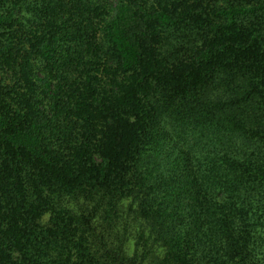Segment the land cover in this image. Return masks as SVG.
<instances>
[{
	"label": "trees",
	"instance_id": "1",
	"mask_svg": "<svg viewBox=\"0 0 264 264\" xmlns=\"http://www.w3.org/2000/svg\"><path fill=\"white\" fill-rule=\"evenodd\" d=\"M0 264H264V0H0Z\"/></svg>",
	"mask_w": 264,
	"mask_h": 264
}]
</instances>
